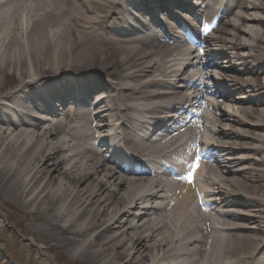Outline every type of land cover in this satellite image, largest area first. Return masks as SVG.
<instances>
[{
    "label": "bare ground",
    "instance_id": "obj_1",
    "mask_svg": "<svg viewBox=\"0 0 264 264\" xmlns=\"http://www.w3.org/2000/svg\"><path fill=\"white\" fill-rule=\"evenodd\" d=\"M243 7L0 0V195L35 245L68 264H264V7ZM116 136L147 170L118 165ZM196 145L218 153L196 161L202 205Z\"/></svg>",
    "mask_w": 264,
    "mask_h": 264
},
{
    "label": "rangeland",
    "instance_id": "obj_2",
    "mask_svg": "<svg viewBox=\"0 0 264 264\" xmlns=\"http://www.w3.org/2000/svg\"><path fill=\"white\" fill-rule=\"evenodd\" d=\"M235 2L237 9L245 6L242 0ZM258 2L264 7V0ZM240 10L246 13L244 7ZM259 16L263 19V25L257 30L259 38L264 41V13H259ZM57 130L61 132L63 128L58 126ZM33 224L31 215L22 212L14 202L0 195V264H68L59 250L43 249L38 243L34 244V236L29 233Z\"/></svg>",
    "mask_w": 264,
    "mask_h": 264
}]
</instances>
